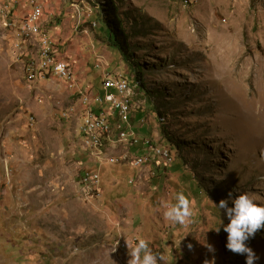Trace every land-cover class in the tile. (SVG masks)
Listing matches in <instances>:
<instances>
[{"label":"rangeland","instance_id":"rangeland-1","mask_svg":"<svg viewBox=\"0 0 264 264\" xmlns=\"http://www.w3.org/2000/svg\"><path fill=\"white\" fill-rule=\"evenodd\" d=\"M11 1L0 0V264H128L135 239L162 257L158 264H245V255L226 248L223 227L214 230L229 222L215 203L231 191L264 206V142L258 139L264 137V0H114L135 50L128 63L91 34L92 23L76 33L82 41L77 35L61 39L55 32L64 18L52 14L43 34L54 33L60 56L71 54L78 70L56 57L50 36L40 39L39 57L40 13L45 2L62 11L57 0L14 2L39 7L29 23L16 25L18 36L15 24L29 15L13 16L18 8ZM106 2L78 4L99 27ZM18 37L26 41L21 49ZM34 59L30 80L26 65ZM58 61L68 65L78 87L97 95L80 99L68 89L58 78ZM139 68L150 95L133 85ZM103 70L111 82L102 88ZM123 84L139 138L173 151L175 164L166 174L150 167L161 158L146 150L150 163L134 168L139 147L117 144L115 137L101 149L85 143V116L111 109L96 98L107 101L105 91L121 97ZM80 104L82 118L69 114ZM85 171L99 175L101 193H86L79 184ZM178 193L191 210L183 225L163 217ZM144 206L140 216L137 207ZM245 243L259 256L254 264H264V228Z\"/></svg>","mask_w":264,"mask_h":264},{"label":"clouds","instance_id":"clouds-1","mask_svg":"<svg viewBox=\"0 0 264 264\" xmlns=\"http://www.w3.org/2000/svg\"><path fill=\"white\" fill-rule=\"evenodd\" d=\"M156 146L164 148L163 146ZM143 150H146L150 155L157 157L149 149L140 145V152L138 153L137 150H133L132 153L135 155L132 164L134 168H142L143 166H146L150 163L149 157L143 155ZM169 150L171 151V154L173 156L174 163L175 158L173 151L172 149ZM139 158H144L146 160L145 164L142 167H136L135 165L136 161ZM121 159L124 160L123 156L121 157ZM127 159H130V157H128ZM150 167L158 170L161 168L164 170V174H166V172L168 171V169H166L167 166L164 165V161L162 158L160 163L154 162L153 164H150ZM87 172L90 171H85L80 174L79 184L81 181V176ZM151 175L155 176L156 174L151 172ZM131 181L132 183H136L137 181H139V178L136 177V179L134 180L132 178ZM99 192L101 193V180ZM229 202H231V207L229 206ZM215 205L219 210H223V214L229 222L227 224H223L222 222L214 230L219 233L221 227H223V231L227 233L226 248L233 253L245 255V264H254V261L259 260V256H257L253 252V250L246 245L245 242L249 238L253 237L258 230L264 228V206L257 205L247 194H240L234 197L231 191L228 193L227 199H221L218 203H215ZM190 216L191 210L189 200L182 193H178L176 196V202L174 204L166 205L165 211L163 212L164 219L174 224L178 223L183 225L184 223H186L187 219ZM134 242L136 243V246L129 252L131 259H129L128 264H158V261L162 259V257L153 254L148 249V245L145 240L140 239L138 241V239H135ZM187 246L189 249L192 248L191 244H188ZM207 247L209 251H213L211 245H207ZM141 253H143V255H141Z\"/></svg>","mask_w":264,"mask_h":264},{"label":"built area","instance_id":"built-area-1","mask_svg":"<svg viewBox=\"0 0 264 264\" xmlns=\"http://www.w3.org/2000/svg\"><path fill=\"white\" fill-rule=\"evenodd\" d=\"M15 2L18 0H14ZM34 10H39V7L30 6V14L27 18V20L24 23L15 24V34L18 36V32H16V25H25L26 23H29V17L31 14H34ZM41 20V19H40ZM41 28L44 29L45 25L41 21ZM17 43L19 44V49H21L24 44L26 43L25 39L23 37H18ZM29 66L30 61L26 65V75L29 78ZM58 74L62 77L64 72H58ZM102 88L103 83L106 80H110L106 76V72L102 71ZM40 79H43L40 77ZM107 93V101L102 102H109V108L113 111L115 114V121H106L104 117H97L95 119H88L85 116V120H82L83 129H86V133L90 134L91 129H100L104 133H109L111 136L118 138L121 135H134L137 134L136 131L133 129V126L131 125V113L132 110L128 109L124 104H122L118 100V93H110L108 91H105ZM94 146H96V142L92 139ZM152 146L153 149H155V152L159 153V158H162L164 161V165L167 167H170L173 163L172 160V154L170 150H163L158 148L155 143L151 139H143L141 138V142H137V146ZM146 160H143V165L145 164ZM142 165V166H143ZM142 166H136V167H142ZM81 179L84 181V184L86 186H93V189H96V193L99 190L100 186V177L98 174L95 173H84L81 176Z\"/></svg>","mask_w":264,"mask_h":264},{"label":"crops","instance_id":"crops-1","mask_svg":"<svg viewBox=\"0 0 264 264\" xmlns=\"http://www.w3.org/2000/svg\"><path fill=\"white\" fill-rule=\"evenodd\" d=\"M79 1L80 0H57L56 3H55V7H61L60 9H63L62 11L59 10V13H55V11H58L57 9L53 8V9H49L48 6H47V3L45 2V6L43 4V10H41V13H40V17H39V20H40V24H41V21L42 22H45L46 23V26H49L50 27V24L52 23L51 20H53L54 18L51 19V16L52 14L53 15H61L63 16V21L60 23V26L56 29L57 32H55V34L60 37L61 39H66L68 38L70 35H77L76 33L79 32V29L83 28V26H86V25H91V23H93L95 20L93 19L92 17V14H89V12L87 11H83L82 9H80V6H79ZM15 1L12 0L10 5H11V8L14 9L16 7H18L17 11H16V14L14 16L16 17H19V18H24L25 16H28L30 14V7L28 4L24 3V2H20L18 4H15L14 3ZM22 4V5H21ZM78 8V9H77ZM45 10V17L44 19H42V15H43V12ZM81 10V11H80ZM14 14V12H13ZM91 15V16H90ZM81 24L82 26L80 27ZM80 27V28H79ZM95 30L91 32L92 35L94 36H98V37H102L103 39L107 38L106 37V33H105V28L104 26L101 24H99V27L98 28H94ZM82 33L87 36V33L83 32ZM50 34L52 36H55L53 32H50ZM41 34L38 36L40 38ZM56 36V37H57ZM51 37V36H50ZM57 37V38H58ZM53 40L55 39L57 42L58 40L55 38V37H51ZM77 38H79L81 41H82V37H79V35H77ZM88 38H90L88 36ZM41 39V38H40ZM54 40V41H55ZM86 40V38L84 39ZM55 41V42H56ZM59 43V42H58ZM58 44L56 43V51H55V54H56V57L58 59H61L64 61H69L72 65H74V62L72 60H70L72 58V55L71 54H68V53H65V58L60 56L58 57ZM85 45V43H83V46ZM82 46V47H83ZM39 48V47H38ZM81 49V47H79ZM76 50L78 53H80V51H78L77 47H76ZM68 51H72V50H68ZM82 52H85L84 50L81 49ZM67 59V60H66ZM76 61V60H75ZM75 66V65H74ZM76 70H78V66L75 67ZM78 76V74H77ZM80 91H83L85 94L87 95H90V96H94V95H91L89 94L88 92H86L85 90H82L81 87L79 89ZM103 90V89H102ZM103 92V91H102ZM83 110V109H82ZM96 110V109H95ZM82 113V111H81ZM115 120V119H114ZM135 127V126H134ZM118 192L120 194L118 195H121L124 194L123 193V189L122 188H118ZM131 196L129 195L127 197V200H131ZM137 210H139V215H143L144 211L146 210V206L144 207H137ZM141 224H142V220H141Z\"/></svg>","mask_w":264,"mask_h":264},{"label":"bare ground","instance_id":"bare-ground-1","mask_svg":"<svg viewBox=\"0 0 264 264\" xmlns=\"http://www.w3.org/2000/svg\"><path fill=\"white\" fill-rule=\"evenodd\" d=\"M31 1H32V3H34L36 0H31ZM18 7H16V8H18ZM15 14H16V12H14L13 16ZM91 14H92V12H91ZM97 23H99V22H93L92 23V25H93L94 28H97L98 27L97 26ZM42 36H50V35H44L43 34V31H42V28H41V36H40V38H42ZM51 37H53V36H51ZM40 38H39V57H40ZM56 43L58 44L57 46H59V43L57 41H56ZM59 55L60 54L58 53V57H59ZM99 59H100V61H99L100 63L99 64H102L104 66L103 58H99ZM35 60H38V59L31 60L30 63L31 62H34ZM96 60H97V58H96ZM56 61H57V59H56ZM67 62H69V61H67ZM105 65L106 66H104V69H107L108 68L107 66H109V65L106 64V63H105ZM56 72L57 73L58 72H64V74H66V75H62V77L58 74V78L64 80V82L66 83L68 89L73 90L74 94L79 95V98L80 99L82 98V96H89V97L93 98L95 95H97V94H95L94 96H90V95L85 94L83 91H80L79 90L80 89V84H79V87H78V82H77L75 76L73 75L72 71L69 69L68 65L66 63H64L63 61H58V66H57V71ZM32 81H35V80H32ZM109 82H111V79L109 80ZM119 88L122 90L123 95L121 97H118V100L122 104H124L128 109L132 110L131 108H132L133 100H131V97H130L131 94L127 92L128 89H127L126 84H123V85L119 86ZM80 99H79V103H80ZM96 101L99 102V103H101L102 105H104V103H105V102H102V101H105V99L102 98V97H97L96 98ZM131 101H132V103H131ZM92 107L94 109H97V107L95 105H93V104H92ZM72 109H75V112H71ZM72 109L70 110L69 114H71V113H73V114L80 113L81 114V118H82L81 104H80V107L79 108H77V109L76 108H72ZM112 112L113 111L110 109L108 113L104 112V114L101 117H104L106 121H111L110 118H111ZM66 115L67 114H65V116ZM86 117L88 119H95V118H92V117L90 118L88 116H86ZM114 119L115 118H113V121H115ZM84 120H85V118H84ZM112 138H114V137L111 136L109 133H104L100 129H91L90 130V134L88 135V139L85 140V143H86V145L93 146L94 149H101L105 145V143L108 142V141H111ZM92 139L94 140V142H96L97 148L94 146ZM258 139H259V141L264 142V137H259ZM137 142H141V139L139 138V136L137 134H134V135H121L120 137L116 138V143L117 144H120V145L125 146V147H129V148L140 147V146H137ZM143 147L149 149L155 156L159 157V153L158 152H155V149H151L149 146H143ZM158 148L163 149V150H169L168 148H162V147H158ZM143 160H145V159L144 158H139L136 161L135 165L136 166H142L143 165ZM172 160H173V156H172ZM81 184L83 185V188L85 189L86 193H87V190L93 189V186H86L84 184V181L82 179H81Z\"/></svg>","mask_w":264,"mask_h":264},{"label":"trees","instance_id":"trees-1","mask_svg":"<svg viewBox=\"0 0 264 264\" xmlns=\"http://www.w3.org/2000/svg\"><path fill=\"white\" fill-rule=\"evenodd\" d=\"M101 11L103 20L102 25L105 28L107 37L105 38L106 45L111 49L117 50L125 62H130V59L135 56V50L132 48L131 36L125 29L123 17L124 13L119 9V4L114 0H107L104 6H102ZM134 80L136 84L133 85H136V87H138L142 93L146 92L147 95H150L145 81L143 80V73L140 68L135 72ZM162 135L163 138L170 144L178 147V150H181V147L179 146L180 142L178 140H174L172 137H169V134L165 130L162 131ZM174 164L175 159L174 163H172V165L170 167H167L166 169H172Z\"/></svg>","mask_w":264,"mask_h":264}]
</instances>
